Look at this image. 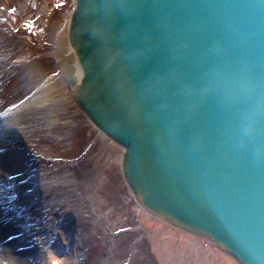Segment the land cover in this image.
Instances as JSON below:
<instances>
[{
	"label": "water",
	"instance_id": "water-1",
	"mask_svg": "<svg viewBox=\"0 0 264 264\" xmlns=\"http://www.w3.org/2000/svg\"><path fill=\"white\" fill-rule=\"evenodd\" d=\"M61 68L152 211L264 264V0H79Z\"/></svg>",
	"mask_w": 264,
	"mask_h": 264
},
{
	"label": "rangeland",
	"instance_id": "rangeland-1",
	"mask_svg": "<svg viewBox=\"0 0 264 264\" xmlns=\"http://www.w3.org/2000/svg\"><path fill=\"white\" fill-rule=\"evenodd\" d=\"M73 6L74 0H0V129L35 173L42 203L60 208L63 221L49 231L59 235L63 222L75 230L70 259L62 261L51 249L47 264H159L119 164L96 171L108 146L77 106L64 100L66 109L58 108L53 96L29 107L26 117L8 116L10 107L54 83L56 39Z\"/></svg>",
	"mask_w": 264,
	"mask_h": 264
},
{
	"label": "bare ground",
	"instance_id": "bare-ground-1",
	"mask_svg": "<svg viewBox=\"0 0 264 264\" xmlns=\"http://www.w3.org/2000/svg\"><path fill=\"white\" fill-rule=\"evenodd\" d=\"M78 2L79 0H74L73 8L62 21L63 26L59 35L68 21L69 50L65 54H70L76 50L74 74H77L76 78H82V55L72 40V13ZM59 35L56 39L55 49L59 74L54 80V83H58V87L51 82L44 83L39 88L38 94H31L23 100V103L21 101L10 107V112L7 111L8 116H14V114L19 116L22 113L21 117H26V111L30 109L29 107L33 110L37 104L43 105L53 96L54 98L51 99L58 108L63 109L65 107L64 109H66V106L63 105L64 100L69 105L71 103L77 106V110L83 113L101 132L104 142L108 146L105 156L102 157L103 167L96 169V171L102 172L114 163L119 164L124 182L140 215L139 225L149 233L153 252L159 264H246L232 251L215 243L210 237H205L203 233L208 235V232L190 229L161 216L138 199L137 191L129 182L124 169L128 147L107 133L76 97L64 70L59 64V60L66 56H58ZM4 114L0 116H5ZM4 134L5 132L1 128L0 177L7 179L6 181L0 180V264H47L48 256H51V249H55L53 250L55 253H58L57 251L62 253L60 257L62 261L69 260L70 251L77 247L74 228L69 223L63 222L59 226L61 227L59 235H54L49 231L55 223H62L63 221L59 214L60 208L58 206L55 207L56 210H53L50 209L49 204L44 205L42 203L44 197H39L35 193L37 189L34 186L35 173L28 168L23 154H20L19 147L5 140ZM43 186L45 183H41L39 188ZM5 191L8 193L4 194ZM98 197L100 202L103 198ZM49 221L51 223H48ZM51 236L54 238L51 239Z\"/></svg>",
	"mask_w": 264,
	"mask_h": 264
}]
</instances>
